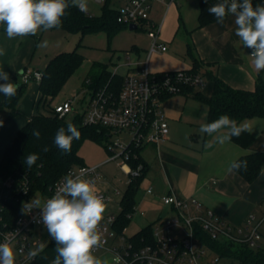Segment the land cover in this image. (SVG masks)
I'll list each match as a JSON object with an SVG mask.
<instances>
[{
  "label": "built area",
  "instance_id": "1",
  "mask_svg": "<svg viewBox=\"0 0 264 264\" xmlns=\"http://www.w3.org/2000/svg\"><path fill=\"white\" fill-rule=\"evenodd\" d=\"M152 1L169 5L173 0L168 4L164 0H127L117 8L118 23L126 26L135 24L137 28L142 23L149 25V55L166 50V46L159 42L162 23H154L149 19ZM257 4H264V0H253V5ZM250 52L248 49V56ZM41 78L42 72L39 70L25 68L20 74V82L24 84L39 83ZM86 84L89 96L79 114L81 123L107 129L111 133L109 139L122 135L129 137L126 145L121 142L122 138L105 145L108 155L105 163L119 159V168L127 176L128 185L140 171V166L131 167L128 161L129 150L133 147L143 148L149 144L159 145L167 139L168 125L161 107L162 98L182 93L186 88L200 89L206 84V80L200 73L191 70L153 73L149 71L145 61L129 66L122 75V84L118 90L108 86L93 89L89 80ZM75 101L76 97H73L51 107L49 112L66 117L75 112ZM98 168L85 165L73 167L52 185L49 194L37 196L42 202L51 198L69 173L74 176L82 175L95 182L100 177ZM7 181H0V189ZM117 192L115 189V193ZM151 192L149 187L146 193ZM97 193L105 199L106 204L110 202L107 194L101 191ZM34 197L22 200L18 212L12 215L0 201V242H3L5 237L12 240L13 247L17 250L16 264H31L36 257L28 259V251L52 240L49 234L44 238L38 235L40 229H46L42 222H38L41 209L35 208L30 213L22 212L23 204ZM161 201L176 212V217L153 223L150 240H131V237L126 235V228L121 231L116 229L117 215H106L99 225L103 246L94 253L100 250L113 253L115 257L110 258L108 264H237L215 252L206 244L205 238L220 246L238 244L249 248H259L264 241V216L257 218L255 215H249L241 225L231 226L210 212L194 216L185 215L188 203L175 196H163ZM190 203L197 211L200 210L197 201L191 200ZM21 249L23 253L20 252Z\"/></svg>",
  "mask_w": 264,
  "mask_h": 264
},
{
  "label": "crops",
  "instance_id": "2",
  "mask_svg": "<svg viewBox=\"0 0 264 264\" xmlns=\"http://www.w3.org/2000/svg\"><path fill=\"white\" fill-rule=\"evenodd\" d=\"M126 1L124 0V3ZM164 1L167 4L170 2V0ZM160 4L164 9L163 15L159 17V21L150 20L154 23H162L159 42L166 46V50L149 55V49H145V55L143 54L142 58L127 65L124 73L129 66L145 61H147L149 71L153 73L191 70L192 59L188 55L187 45L189 43H186L188 59H185L176 56L172 50L168 49L165 41L170 37L173 39L168 30L172 23V15L178 11L177 2L173 0L169 5ZM163 27H165L164 40L161 37ZM184 29L188 35V41L192 43L190 48L193 57L205 64H210L208 68L216 71L217 76L229 86L252 90L259 76L264 80L262 71L257 72L252 63H245L236 51L238 37L235 35L234 17H226L223 24L215 21L201 28L196 26L191 30ZM32 37L9 40L6 33H0V48L6 50V55L0 56V70L9 74L10 82L14 83L12 78L16 76L15 74L28 66ZM145 46L138 43L132 45L131 48L136 56H140V51H142L140 47ZM155 53L158 54L154 55ZM150 63H153L152 69ZM32 70L41 71L38 68H32ZM2 82L3 80H0V84ZM33 83L36 85V96L31 99V106L26 109L19 107L18 103L19 115L0 126V157L4 147L13 139L18 130L27 123L30 117L37 114L35 107L38 108L36 102L40 95L38 83ZM193 92H200L209 97L212 85L206 82L203 87ZM194 93L188 95L179 93L162 98L161 107L168 125L167 139L159 145L149 144L141 149V157L148 166L146 175H149V182L151 181V184L144 189L140 205L143 208L140 215L145 216L148 221L145 226L152 225L157 220L167 221L176 217V212L165 205L167 213H175V217L165 219L162 217L163 212L159 204L162 203L161 198L166 195L186 201L188 207L184 214L187 216L210 212L231 226L241 225L249 215H255L257 218L264 216V166L252 183H247L235 172L227 171L231 161L253 152H264V119L253 118L240 122L249 126L250 131L247 132L253 136V142L247 148L240 147L233 142H226L222 145L214 143L213 137L201 134L199 131L200 126L207 123V105L195 97ZM3 99V94H0V105ZM4 110L6 117L8 111ZM208 142H213V146L205 148L204 145ZM149 187L151 194L146 193ZM96 190L99 191L98 188ZM191 200L197 201L200 205L199 211L190 203ZM42 230L46 229L39 231Z\"/></svg>",
  "mask_w": 264,
  "mask_h": 264
},
{
  "label": "trees",
  "instance_id": "3",
  "mask_svg": "<svg viewBox=\"0 0 264 264\" xmlns=\"http://www.w3.org/2000/svg\"><path fill=\"white\" fill-rule=\"evenodd\" d=\"M69 3H71V0H69ZM216 3L214 0H207V2L199 0L197 16L199 28L216 21L215 17L207 11L209 7ZM127 28L128 26L117 22V9L110 6V0H105L101 8V14L98 17L92 18L77 7H69L67 15L63 18L62 27L48 31L63 30L66 32H77L81 35L104 32L107 40L110 41L114 35ZM44 32L47 31H41V33ZM0 33H5L3 25H0ZM187 45L188 55L192 59L191 71L200 73L206 82L211 83L212 92L209 97H206L200 92L194 93L193 89L186 88L182 91V94L194 93L195 97L207 105V123L223 114L234 118L238 124L246 119H264V80L260 76L257 78L252 90L233 88L221 80L217 76L216 71L208 68L210 64H205L193 57L190 44ZM77 47L70 52L56 54L49 59L44 69L41 70L42 78L38 83L40 96L36 104L38 107H47L48 111L43 114L37 113L30 117L2 151L0 157V181H8L0 189V201L4 203L11 215L18 212L22 200L30 199L37 194H49L52 185L67 170L84 166L78 155V151L84 141L90 140L97 144H102L111 135L110 131L105 128L83 125L81 123V115H74L67 120L66 117H60L49 112L52 99L60 92L67 79L83 62V55L77 52ZM12 79L14 83L19 84V88L15 97L11 100L4 97L0 105V112L3 109L8 111L6 117L0 119L3 123L19 115L17 105L26 85L17 81L16 76ZM89 81L93 89L108 86L118 90L122 84V76L103 70L98 76L91 78ZM68 123L74 124L81 135L78 140L73 141L71 152L65 154L55 146L53 140L58 128H66ZM37 130L40 132L39 139L32 135L33 131ZM231 142L247 148L253 142V136L245 131L238 138L233 137ZM45 147H48L49 151H43ZM141 149L133 147L129 150L128 161L131 167L140 166V171L139 175L134 177L127 185V189L120 200L119 213L116 216V229L118 231L127 228L131 216L134 214L135 197L147 172L148 166L141 157ZM32 153L38 154L39 159L36 164L29 168L25 163V159ZM238 160L247 161V168L234 172L247 183H252L259 175L262 166H264V152L246 154L239 157ZM24 190L25 193H23ZM138 239H151V225L145 226L131 237V240ZM204 241L220 256L237 264H264V250H261L260 247L256 248V250L255 248L238 244L220 246L208 241L206 238ZM55 246V241H49L31 264H51L56 255Z\"/></svg>",
  "mask_w": 264,
  "mask_h": 264
},
{
  "label": "clouds",
  "instance_id": "4",
  "mask_svg": "<svg viewBox=\"0 0 264 264\" xmlns=\"http://www.w3.org/2000/svg\"><path fill=\"white\" fill-rule=\"evenodd\" d=\"M207 2V0H205ZM69 7H77L87 11V0H0V25L9 40L35 36L41 31L59 29ZM218 24H223L226 17H234L235 35L243 48L250 49L251 63L257 72L264 71V4L253 5V0H219L207 9ZM47 48L49 42L44 40L38 45ZM6 50L0 48V56ZM19 75V73H17ZM0 94L11 100L16 96L18 83L10 82L9 74L0 70ZM3 121L0 120V126ZM201 134L213 137L214 143L231 142L243 132L250 131L246 123H237L227 114L200 126ZM33 136L40 138V132L33 131ZM80 131L72 123L60 127L55 133L54 144L62 153H70L74 140L80 138ZM213 142L205 143V148L213 146ZM43 151H49L45 147ZM38 154H29L25 163L29 168L36 164ZM247 168V161L233 160L227 171L232 173ZM41 209L38 222H42L49 236L55 241V258L51 264H103L94 252L103 246L99 225L104 219L107 208L105 199L96 191L95 182L82 175L65 176L61 185L51 198L41 201L39 198L26 203L22 212L30 213L33 209ZM45 245L29 250L28 259H34ZM23 253V249L20 250ZM17 250L12 240L5 237L0 242V264H16Z\"/></svg>",
  "mask_w": 264,
  "mask_h": 264
},
{
  "label": "rangeland",
  "instance_id": "5",
  "mask_svg": "<svg viewBox=\"0 0 264 264\" xmlns=\"http://www.w3.org/2000/svg\"><path fill=\"white\" fill-rule=\"evenodd\" d=\"M104 1L105 0H87L88 7L86 13L92 18L98 17L101 14V8ZM176 2L178 11L172 15V23H170V29L168 30V33H170L169 35H172L173 39L170 37L169 40L166 39L165 41L167 42L168 49L172 50L176 56L188 59V55L186 54V43H189L191 46L192 43L191 41H188V35L184 31V28L191 30L198 26L197 12L199 9V0H176ZM123 4L124 0H110V6L113 8H119ZM151 5L152 10L149 13V19L159 21V17L161 18L164 12L163 6L157 1H152ZM149 30V25L147 23H142L139 24L138 30L129 31L127 28L114 35L110 41L107 40L104 32L87 33L84 35L77 32H66L63 30L47 31L44 33L40 32L32 37V47L29 55V63L26 69L38 68L42 70L50 58L61 52H70L79 44L77 52L83 55V62L67 79L60 92L50 102V107H53L76 97V101L73 104L75 112L66 116V119L69 120L72 116L79 115L84 109L89 96L86 84L88 80L98 76L103 70L123 75L124 69L127 65L142 58L143 54L145 55L144 50H148L151 47V39H149L147 35ZM164 35L165 27H163L162 30V39ZM44 40L49 42V46L47 48L39 47L38 45ZM138 43L146 45L144 48L140 47L142 50L140 51V56H136V53L132 51L131 48L132 45ZM236 51L241 55L245 63H251V58L248 56V49L242 47L239 38L236 40ZM156 54L158 53H155L154 55ZM150 68H153V63H150ZM17 73L15 74L18 78L17 81H20V75ZM262 74H264V71H262ZM35 96V83H27L19 101V107L26 109L29 108L31 106V99L35 98ZM4 111L5 110L3 109L0 112V119L5 117L6 112ZM46 111L47 107H35L36 113L43 114ZM118 138H122L121 142L124 145L129 142V137L124 135L121 137L113 136L102 144L86 140L78 151V155L85 166L99 167L98 173L101 176L95 181L96 188L103 193H108L107 195L110 197V202L107 204L104 215H117L119 213V203L127 189V176L122 173L119 168L120 160L110 161L105 164L108 155L104 146L108 142H115ZM149 180V175H146L142 180L140 189L135 197V212L131 216V220L126 228V235L129 237L137 233L148 222L145 216L142 217L140 215V212H143V208L140 205L142 204L141 201L143 200L142 195L144 189L151 184V181L149 182ZM115 189L118 190L117 193H115ZM36 198L40 199L37 195L33 199ZM26 203H24L23 206ZM159 206L163 212L162 217L164 219L175 217V213H167V207L162 205V203H160ZM46 233L47 230L38 231V235L41 238L46 237ZM260 248L261 250H264V241L261 242ZM94 255L99 257L103 264H107V260L115 257L113 253L106 250H100L97 253H94Z\"/></svg>",
  "mask_w": 264,
  "mask_h": 264
},
{
  "label": "water",
  "instance_id": "6",
  "mask_svg": "<svg viewBox=\"0 0 264 264\" xmlns=\"http://www.w3.org/2000/svg\"><path fill=\"white\" fill-rule=\"evenodd\" d=\"M137 29V26L135 24H131L128 26V30L129 31H134ZM22 71L19 72V74H21ZM110 262V260H107L106 263L108 264Z\"/></svg>",
  "mask_w": 264,
  "mask_h": 264
}]
</instances>
